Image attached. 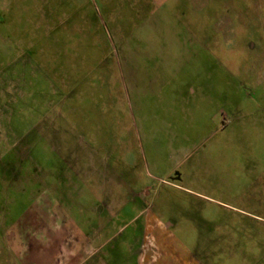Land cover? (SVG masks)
<instances>
[{
    "label": "rangeland",
    "instance_id": "374dc122",
    "mask_svg": "<svg viewBox=\"0 0 264 264\" xmlns=\"http://www.w3.org/2000/svg\"><path fill=\"white\" fill-rule=\"evenodd\" d=\"M0 264H264V0H0Z\"/></svg>",
    "mask_w": 264,
    "mask_h": 264
}]
</instances>
